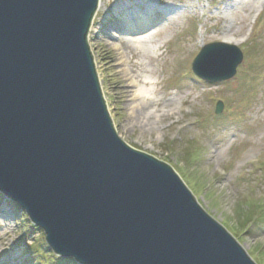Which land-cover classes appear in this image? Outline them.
I'll list each match as a JSON object with an SVG mask.
<instances>
[{"label": "water", "instance_id": "obj_1", "mask_svg": "<svg viewBox=\"0 0 264 264\" xmlns=\"http://www.w3.org/2000/svg\"><path fill=\"white\" fill-rule=\"evenodd\" d=\"M98 5L0 0V192L80 264H255L171 166L117 135L87 43ZM242 59L209 44L193 71L224 82Z\"/></svg>", "mask_w": 264, "mask_h": 264}, {"label": "rangeland", "instance_id": "obj_2", "mask_svg": "<svg viewBox=\"0 0 264 264\" xmlns=\"http://www.w3.org/2000/svg\"><path fill=\"white\" fill-rule=\"evenodd\" d=\"M137 1L99 0L89 33L117 135L171 166L204 212L255 264H264V213L250 214L264 206V0H250V7L243 6L249 0ZM150 5L155 27L166 25L154 43L167 40L151 59L132 51L122 35L126 22L117 18L119 7L132 13ZM169 9L178 14L172 21ZM226 41L237 42L243 54L235 76L221 83L198 78L192 65L202 47ZM131 61L141 79L160 83L157 106L128 101L122 92ZM219 101L224 108L216 115ZM139 103L142 110H135ZM165 112L170 116L160 117ZM49 249L42 230L0 192V264H60Z\"/></svg>", "mask_w": 264, "mask_h": 264}, {"label": "bare ground", "instance_id": "obj_3", "mask_svg": "<svg viewBox=\"0 0 264 264\" xmlns=\"http://www.w3.org/2000/svg\"><path fill=\"white\" fill-rule=\"evenodd\" d=\"M139 3L140 0H138ZM137 1V2H138ZM159 1V0H158ZM253 1V0H252ZM250 3L251 1L249 0L245 5H243L244 7H250ZM141 5V4H140ZM134 5L130 2H127L125 4V7H133ZM136 6V5H135ZM156 6V5H155ZM123 12H125L124 8L119 7L118 10V15L117 18H119V20H123L126 22V27L125 30L126 32L122 31V35H125V42L130 45L133 49V52H140V54H142L143 57L146 56V58L150 57L151 58H156L158 55V52H160L162 49H164L165 46V41L162 42H158V43H154V39L156 36H159L163 30L165 28L166 25L164 26H159L158 28L155 27V23L153 22V17L155 16L154 12H155V7H153L152 5H150V7H148L145 10H142L141 8L138 7L137 11L133 10V12H128L126 13V15L119 17V14H122ZM160 12V11H159ZM169 12L171 13L169 18V20H174L175 15H178L177 13H174V15L172 14V11L169 9ZM170 21V22H171ZM127 36V37H126ZM119 39H121L120 37H117V40L119 41ZM165 42V43H163ZM233 43L232 45L234 46L235 44L237 45V42H230V41H226V43ZM95 62V59H94ZM128 66H131V69L129 71V73L132 75L130 82L127 80H125L126 85L121 86V90L122 92H126L129 96L128 101L132 99V101H140L143 102L142 104L145 103H150L151 106H157L160 101H159V91L156 89V87H159L160 83L157 81V79L152 80L151 78H144L141 79V77L135 73L134 70H132V68H135V64L134 61H131L130 63L127 64ZM139 66V65H136ZM140 68V66H139ZM138 68V69H139ZM132 88L133 91L132 92ZM185 102V101H183ZM139 103V104H140ZM135 110H142L141 108V104L134 106ZM172 112V111H171ZM174 112V111H173ZM170 112H165V114H161L160 117H168L170 116V114H167ZM155 113H151V114H147L146 117L151 118L150 116L154 115ZM145 117V119H146Z\"/></svg>", "mask_w": 264, "mask_h": 264}, {"label": "trees", "instance_id": "obj_4", "mask_svg": "<svg viewBox=\"0 0 264 264\" xmlns=\"http://www.w3.org/2000/svg\"><path fill=\"white\" fill-rule=\"evenodd\" d=\"M260 206V208L258 207V206H256V207H253V209H252V212L250 213V214H252V215H256L257 216V213H259V214H263L264 213V206H263V204L262 205H259ZM252 215H251V218H252ZM259 217V216H258ZM250 218V217H249ZM250 218V219H251ZM257 220V219H256ZM246 223H248V221L246 222ZM51 252H53L51 249H49ZM54 253V252H53ZM57 256V255H56ZM57 257H59V256H57ZM57 261H59L60 262V264H62V263H65V262H68V263H72V264H79V263H77L75 260H74V258H60L59 257V260H57Z\"/></svg>", "mask_w": 264, "mask_h": 264}]
</instances>
